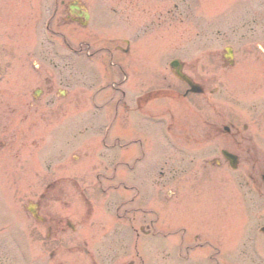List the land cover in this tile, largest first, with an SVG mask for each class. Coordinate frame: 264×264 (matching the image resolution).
Listing matches in <instances>:
<instances>
[{"label":"rangeland","instance_id":"1","mask_svg":"<svg viewBox=\"0 0 264 264\" xmlns=\"http://www.w3.org/2000/svg\"><path fill=\"white\" fill-rule=\"evenodd\" d=\"M40 1L0 0V69L7 72L5 76H0V127L10 111L14 118L12 121L18 126L25 112L24 106L31 103L33 91L40 88L43 94L36 102L46 120L42 123L37 121V129L30 130L29 134L42 136L40 146L49 156L56 150L54 141H57L60 151L58 161H54L55 167L51 170L39 169L35 175L26 173V183H22V187L12 179L14 174L0 175V264H264V237L256 234L258 218L264 222V204L251 202L246 213L243 192L239 187L243 180L242 168L236 172L229 171L220 156V150L228 147L226 142L221 139L218 142L205 141L203 137L193 136L199 135L198 127L205 120L220 118L230 111L233 99L228 98L232 95L234 102L241 101L242 89L246 85L244 79L258 75L259 63L256 59H263L261 49L264 45L259 41L262 39L258 36L243 37L242 29L236 35L233 33L237 27L244 29L242 24L249 21L251 15H245L243 11L237 13L236 10L234 15L230 13L233 0H228L230 3L215 0L213 4L211 0H186L184 7H188V13L195 12L194 20L186 22L179 17L182 9H175L174 6L179 4L182 7L180 0H79L92 13L91 21L96 25L87 31L80 30L61 23L56 19L57 14L50 22V28L57 41L58 57L50 63L47 56L54 59L56 55L49 45L43 43L40 24L35 25L46 18L41 9L45 5ZM258 16L264 17V14L259 13ZM57 34H64L70 40L83 38L95 49L102 48L97 51L94 62L90 63L99 80L87 94L82 79L75 82L68 93L63 90L67 88L68 76L66 61L61 58L67 53L63 51L61 36ZM125 40L130 42L129 53L132 54H117V57L122 56L124 64L133 66L134 75L139 70L142 75L153 71L155 90L168 87L171 91L178 90L180 84L169 73L166 63L180 57L193 68L190 70L195 74L208 79L217 76L223 90L215 97L210 98L206 93L204 98L197 96L180 102L171 92V97L154 101V136L144 143L153 147V173L144 174L140 169L131 172L125 166L114 171V165L109 167L110 162H115L114 152L106 157L99 154L98 140L101 135L80 137L74 143L71 139L84 133L83 125L87 118L98 115L90 110L88 96L114 80L108 69V49L113 51L116 45L125 48ZM35 44L39 45L37 49H44V64L39 68L38 75L33 64L41 63L40 58L29 56ZM230 45L234 51V67L222 68L224 48ZM4 46L5 54L2 53ZM137 56L138 69L133 63ZM49 64H57L59 71L49 67ZM45 81L49 88L44 86ZM135 82L140 89L145 85L140 74L136 75ZM89 84L87 82V86ZM51 87L53 90L48 93ZM207 87L215 90V85L207 84ZM105 94L100 90L98 102L107 100L108 95L104 98ZM49 99H53L56 105L45 108L44 102ZM210 100L218 110L209 109ZM7 104L21 110H7ZM234 112L242 121L243 109L236 106ZM128 116H123V128L128 132V136L123 135L126 141L135 138ZM32 118L31 121H34ZM56 120L57 124H52ZM115 127L112 125L113 135ZM55 129L57 132L54 133ZM33 137L26 142L28 166L33 164L31 153L36 150L31 146ZM125 145L121 160L131 163L136 153ZM8 147H4L2 155L8 154ZM9 154L13 155V152ZM213 159L220 160L222 164L213 163ZM56 176L59 187L63 189L48 191L46 196L41 197L39 208L52 215V221L37 225L27 214L25 206L37 207L39 194L45 193V190L30 189L29 183L34 186L39 179L44 181L47 177L51 180ZM120 180L123 188L117 192H123L126 207L140 204L139 212L129 216L132 221L124 216L119 218L122 220L116 218L114 200H111L114 199L113 194L109 195L113 192L104 195L98 188V183L103 182L115 192ZM255 180L260 181V175ZM72 181L78 183L76 187L79 186V189L68 190ZM127 185L141 190L138 198L135 195V204L130 202L134 195L126 189ZM144 186L149 187L150 195L148 200L140 201L144 196ZM147 209H153L154 214L150 216ZM149 216L155 221V234L159 235H136L140 226L148 231L146 218ZM180 227L186 230L187 237H194L193 244H196H192L193 248L190 247L187 253L183 251L185 238L183 241L177 238L176 232ZM169 228L173 229L167 234ZM248 230L252 233L249 245L256 246L260 253L255 254L253 247L242 252L243 243H247ZM168 235L169 238L166 237ZM177 240L178 244H174ZM205 240L213 246L200 247L201 243H206L203 242ZM174 249L177 254L183 251L182 255H186L187 259L179 262Z\"/></svg>","mask_w":264,"mask_h":264},{"label":"flooded vegetation","instance_id":"2","mask_svg":"<svg viewBox=\"0 0 264 264\" xmlns=\"http://www.w3.org/2000/svg\"><path fill=\"white\" fill-rule=\"evenodd\" d=\"M72 2L74 1L42 0L41 4L52 8V14L49 17L50 22H53L55 20V16L58 14L56 19L80 28L85 23L84 14L81 11L82 8H80L76 3H73L72 5ZM247 3L249 6L247 7L248 11L245 7L246 14H250L252 18L242 24L244 29L237 27L233 30V33L236 35V33L240 32L242 29L244 30L242 35L243 37L246 35H248V37L258 36L259 39H262L259 41L262 45H264V17H256L259 13L264 14V0H247ZM89 24H85V27L88 28ZM47 28L49 31H52L50 29V23ZM39 45H42V43ZM39 45L35 44L34 47L30 49L31 51L29 53L30 57L38 56L40 58L39 62L41 63H37L35 65L33 64V69L37 75L39 68L42 67V61H44L42 60V47L37 49V46ZM91 46L92 44L83 38H74L72 40L68 39L67 47L71 53L69 55L68 67L71 77H73L75 73V60L78 55L82 54V52L85 50L86 52L84 55L88 58H91L97 56L96 52L102 49H97L92 53L89 51ZM113 49L116 53L121 52L128 54V50L123 49L119 45L114 46ZM109 51H111V49H109ZM261 51L263 52L261 53L263 59L259 60L260 57L257 58L258 60L256 59V61L259 63V69H257L258 75L251 77L250 79H247V77L244 79L246 85L242 89L243 95L241 101L234 102V95H232V97L228 98L229 100L233 99L229 107L230 111L220 118L205 120L204 123H201L200 127H198L199 135H193L196 137H203L205 141L215 140V142H218L217 140L221 139L223 142H226V147H228L224 150H227L229 153L237 156L239 169L242 168L243 182L239 187L243 190V195L248 196L250 194H254L255 196H258V198L254 199V201L257 203L264 202V49H261ZM47 60L52 63L53 57L48 58L47 56ZM180 62L181 63H179V66L181 72L189 77V81L192 84H197L202 88L203 94L200 97L204 98L206 93L209 94L210 98L215 97L223 91L217 76H212V78L209 79L207 77H202L192 72L193 70L190 69L193 68L190 67L188 63L182 60ZM110 65L113 67V70L111 71L112 73L110 74L113 75L114 80L97 89L95 93L90 95L91 97L88 96L87 102L90 106V110H99L101 113H103L105 116L103 122L107 119V121L104 123L101 122L102 125H99V129L105 128L106 131L105 136H103L99 141L103 152L101 156L106 157V155H108L106 154L108 153L106 150L112 148L114 151L115 162L114 164L110 163V165H114L113 169L116 171L118 167H122L124 164L123 160H121L122 150L126 146L122 143L124 121L123 116L129 115L133 120L135 138L131 139L130 143L127 145L133 148V152L135 153V147L137 148V143L148 141L149 137L152 135L150 134L151 131L149 130V120L155 115L154 101L156 98L160 97V95L165 96L168 95V93L165 92L167 91L165 89L156 91L154 88V80H152V77L150 76L147 77L144 87L140 89L135 82L136 75L138 73L136 72L134 75L133 66L126 62L124 64L122 57L120 56L116 57L114 62H110ZM83 77L86 86L85 94H87L90 89L95 87V83L98 79L97 77H94L93 79H90L87 76ZM86 82H90V84L87 86ZM180 84L181 86L179 87V90L173 92L175 97L178 96L180 100H188L192 97H197L196 94L189 92V87L185 83L181 82ZM207 84H210L211 86L215 85V90H209ZM52 90L53 87L47 91L48 93H51ZM100 90L102 92H106L104 98L108 95L107 100L101 103L97 100ZM42 94L43 90L39 95ZM227 97H229V95H227ZM90 98L92 101H90ZM13 105L15 106L16 104ZM55 105L56 102L52 99L44 102L45 108L53 107ZM208 105L210 106V110H218L217 105L213 102L211 103V100L210 104ZM236 106L243 109V112L241 113L243 115L242 121H240V118L235 116L234 109ZM5 109L13 110L14 112L18 109L21 110L20 107L12 108L9 106V104L5 106ZM24 109L25 112L22 114V117L20 118V124L18 126H16V124L12 121L14 118L11 117L12 112L10 111L7 113L8 117L4 118L5 123L2 125V127H0V175L12 173L14 174L12 179L17 180L15 183L18 184L26 183V181H24V175L26 173L35 175L36 171L39 169L42 170V168L45 170H51L53 166H56L54 161L58 155V150L56 147L57 141H54L55 144L53 143V147L55 146L56 148H54L56 150H53V153L49 152L50 156H48V152H45L40 146V143H42V136L38 134H29L30 130L37 129V121L42 123L43 120H46L44 115L40 113L42 108L36 101H31L29 104L26 103ZM32 116L34 117V121H31V119H33ZM27 122L29 123L27 124ZM52 124L57 123L52 122ZM112 125H116V133H114L115 135L112 133ZM88 129H90V125L86 124L84 126V130L87 131ZM55 132H57V129H55L54 133ZM139 135L143 138H140ZM31 136H34L30 140L31 146H33L36 150L34 153H31L33 155V164L28 166L26 159V142ZM8 146L10 147V150L7 151L8 154L2 155V150L4 147ZM11 151L13 152V155L9 154ZM256 158L259 161H257ZM224 165H226V162ZM259 175L260 181H256L255 179H257ZM39 177L40 176L38 175V178ZM19 178H21V182H18ZM117 183L118 185L115 187L116 192L123 188V182L121 180ZM34 184V186L30 187L45 190V196L47 193H49L48 191L63 189V187H59L60 183L57 177L52 178L51 180L45 177L44 181H40L39 179V181ZM71 184V189H79L78 187H75L76 184ZM98 184L102 187L103 182H99ZM126 189L135 190V195H137V198L139 197L140 191L137 187H127ZM135 195L130 199V202L134 204L136 200ZM143 199L144 198L141 197L140 201ZM117 200V211L121 212V215L118 214V218H121L122 216L131 217V215L136 213V211L139 212L140 204H136L135 207H126V202H124L120 192L118 194ZM242 200L246 206V213H248V203L251 201V199L250 197H245ZM146 211L149 212V209ZM37 216H39V220L36 219L37 221H52V218H50L52 215L45 212H37ZM129 219L132 220V218ZM146 222H148L147 228L149 225H153L152 220H148ZM139 228L142 233L149 234L150 227L148 228V231L145 230L144 226H140Z\"/></svg>","mask_w":264,"mask_h":264}]
</instances>
